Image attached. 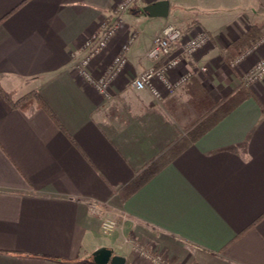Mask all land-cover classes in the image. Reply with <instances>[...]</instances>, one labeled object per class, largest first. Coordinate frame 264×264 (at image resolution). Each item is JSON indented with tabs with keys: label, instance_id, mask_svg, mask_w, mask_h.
Instances as JSON below:
<instances>
[{
	"label": "crops",
	"instance_id": "obj_1",
	"mask_svg": "<svg viewBox=\"0 0 264 264\" xmlns=\"http://www.w3.org/2000/svg\"><path fill=\"white\" fill-rule=\"evenodd\" d=\"M157 1L128 9L121 35L93 61L99 71L138 30L104 97L76 65L85 39L116 19L121 0H0V83L14 99L37 91L48 107L36 101L22 110L0 95V264H98L103 248L125 264H156L136 243L171 264H264V79L242 82L264 45L229 65L261 34L264 0H168L166 15H152L146 7ZM168 23L201 28L211 42L195 54L190 80L157 99L130 80L153 64L146 52ZM239 90L246 96L232 107ZM93 201L119 219L112 235Z\"/></svg>",
	"mask_w": 264,
	"mask_h": 264
},
{
	"label": "built area",
	"instance_id": "obj_2",
	"mask_svg": "<svg viewBox=\"0 0 264 264\" xmlns=\"http://www.w3.org/2000/svg\"><path fill=\"white\" fill-rule=\"evenodd\" d=\"M138 1L121 0L115 9L116 19L112 22H104L98 31L90 34L84 41V55L79 59L76 68L84 79L104 97L110 96L113 83L125 71L129 62L128 53L138 37V30L132 31L126 40L120 42L118 51L99 71L93 69V61L108 48L112 40L121 35L124 13ZM210 42V34L201 28L192 27L187 32L174 23L166 24L161 33L155 37L152 47L146 52V57L153 64L133 76L130 80L131 85L137 90L148 89L157 99L162 98V90H167L169 93L178 90L193 75L195 54ZM263 45L264 29L251 45L235 56L229 63L230 67L238 68L256 54ZM186 61L187 72L174 79L172 72ZM199 69L206 71L207 67L202 66ZM263 79L264 56L259 57L250 68L242 73V82L246 85ZM91 211L101 217L102 230L105 235H112L119 228V219L107 215L108 205L105 202H91ZM134 249L141 257L150 259L156 264H171L163 252L150 251L140 243L134 244Z\"/></svg>",
	"mask_w": 264,
	"mask_h": 264
},
{
	"label": "trees",
	"instance_id": "obj_3",
	"mask_svg": "<svg viewBox=\"0 0 264 264\" xmlns=\"http://www.w3.org/2000/svg\"><path fill=\"white\" fill-rule=\"evenodd\" d=\"M253 36L251 33L249 35ZM237 45V44H236ZM238 46V45H237ZM234 49H237L234 47ZM0 95L8 101L12 106L20 108L22 110H28L32 104L36 101L43 106L44 108L48 109L47 105L41 99L37 91H31L24 96L14 99V95L11 92L6 91L1 83H0ZM246 93L243 90H239L234 97H232V107H234L239 101L245 98ZM50 111V110H49ZM51 115L54 114L50 111ZM200 135V134H199ZM198 134L194 135L195 139L199 136ZM170 152H173L170 150ZM170 152H166L154 160H152L149 165L144 168L135 178L134 180L129 183L127 186L120 190V193L124 199L130 196L134 191H136L139 187H141L146 181H148L152 176H154L165 164L169 163L172 160V155L177 152V149H174V152L170 154ZM176 154V153H175ZM174 154V155H175ZM173 155V156H174Z\"/></svg>",
	"mask_w": 264,
	"mask_h": 264
},
{
	"label": "water",
	"instance_id": "obj_4",
	"mask_svg": "<svg viewBox=\"0 0 264 264\" xmlns=\"http://www.w3.org/2000/svg\"><path fill=\"white\" fill-rule=\"evenodd\" d=\"M169 9L168 0H160L146 7L152 15H166ZM98 264H125V258L120 255H112V250L103 248L95 254Z\"/></svg>",
	"mask_w": 264,
	"mask_h": 264
},
{
	"label": "rangeland",
	"instance_id": "obj_5",
	"mask_svg": "<svg viewBox=\"0 0 264 264\" xmlns=\"http://www.w3.org/2000/svg\"><path fill=\"white\" fill-rule=\"evenodd\" d=\"M264 29V25L261 26V30ZM263 81V80H262ZM260 82V81H259ZM259 82H255L256 84L259 83ZM253 83V84H255ZM177 91V90H176ZM176 91L172 92L171 94L175 93Z\"/></svg>",
	"mask_w": 264,
	"mask_h": 264
}]
</instances>
